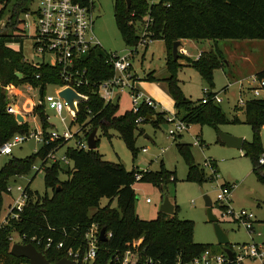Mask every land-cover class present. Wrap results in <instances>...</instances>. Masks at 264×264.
<instances>
[{
  "label": "trees",
  "instance_id": "obj_1",
  "mask_svg": "<svg viewBox=\"0 0 264 264\" xmlns=\"http://www.w3.org/2000/svg\"><path fill=\"white\" fill-rule=\"evenodd\" d=\"M129 1L127 8L126 0H112L116 29L123 43L130 49L137 44L138 33L147 21L152 40L164 41L168 71L165 86L173 101L175 118L189 127L195 125L200 128L204 125L217 128L219 125L237 123L236 119L227 120L219 106L210 100L215 95L211 91L208 93L207 104H201V100L191 101L186 98L177 78L182 67H189L212 86V71L221 67L224 59L222 52L214 45L213 50L202 52L196 60H191L177 51L178 58L174 60L172 46L174 42L182 40L264 41V0H157L156 3H148L147 0ZM34 2L35 0H0V21L9 17L4 27L6 34L0 32V146L15 134H25L29 129L27 123L20 125L13 115L7 113L6 107L10 103L7 88L29 84L33 88H39L40 101H43L47 85H63L56 68L46 65L35 67L26 62L21 53L8 47L10 42H21V18L31 11ZM143 17L145 21L142 20ZM136 23L140 26L136 27ZM106 58L107 54L103 49H94L83 58L80 70L86 72V83L76 88V91L87 100L78 105V113L70 126L80 128L86 136L96 129L110 138L109 131H114L133 153L134 137L140 132V127L134 123L136 118L144 119L142 125L151 122L152 126L163 127L164 114L141 104L137 114L127 111L117 115L118 103L116 107L111 103H104L96 94V86L113 76V68L105 62ZM181 59L184 64H180ZM255 76L263 78L264 71ZM140 81H154L153 72L143 75ZM69 104L74 110V101L70 99ZM43 109L44 105L37 106L33 114L47 136L50 127ZM241 109L244 123L252 132V141L244 142L241 150L251 159L252 172L264 183V164L258 163L264 155L259 140L260 128L264 126V98L249 95ZM152 116H155V120L149 121L153 119ZM218 140L221 142L220 138ZM59 142L61 141L41 146L34 156L41 160ZM97 144L96 138V148ZM177 146L187 162V181L198 184L211 181L213 177L208 179L204 171L192 163L191 156L186 151L187 145L180 143ZM66 155L73 162L71 170L58 164L43 170L44 185L47 190H51V195L40 196L29 187L24 188L27 202L19 220L11 222L10 226L0 225V264H29L26 259L10 255L12 244L9 238L12 234L22 239L21 244H28L32 237L42 240L52 238L55 242L63 241L65 249H83L84 236L91 226H95L98 231L104 229L106 236L109 235L104 242L98 241L97 257L91 264H122L125 252L136 256V260L130 264H149V260L153 264H176L189 262L211 248L210 245L194 242L192 223L176 217L177 207L174 204L173 215L159 212L153 220H140L134 209V171H127L121 163L105 161L96 150L68 149ZM32 162L33 157L25 160L11 159L0 168V216L3 196L10 179L27 173ZM60 174L66 175V180L61 181ZM139 175L138 182H149L159 187L170 181L175 182V178L163 168L158 173L142 172ZM102 198L109 201L104 207L99 205ZM113 200H116L114 206L110 204ZM215 205L219 211L225 208L217 202ZM90 209H95V212L89 213ZM32 245L50 263L65 257L64 250L51 247L44 251L41 247ZM228 248L231 249V246Z\"/></svg>",
  "mask_w": 264,
  "mask_h": 264
},
{
  "label": "rangeland",
  "instance_id": "obj_2",
  "mask_svg": "<svg viewBox=\"0 0 264 264\" xmlns=\"http://www.w3.org/2000/svg\"><path fill=\"white\" fill-rule=\"evenodd\" d=\"M93 1L99 5V9L94 12L93 34L103 51L106 54L112 53L117 56L129 54L131 49L121 40L114 23L112 0ZM147 1L148 3L157 2V0ZM143 19L146 20L145 17ZM27 21L30 23L32 19ZM135 26L138 27L140 24L136 23ZM32 35V32L26 30L22 35L21 42H10L8 47L14 52L21 53L25 61L37 63L41 61V58L33 52ZM214 45L222 52L224 59L221 67L212 71V86H209L194 69L182 67L177 73L179 87L182 94L191 101L201 100L204 97V90L218 93L223 100L218 105L220 110L227 120L236 119L237 123L223 124L217 126V128L207 125L200 128L194 125L189 127L187 132L181 134L180 137H176L175 140H172L161 125L155 127L151 125V122L145 123L140 126V132L134 137L133 153L127 149L123 140L114 131H109L110 138L98 131L96 134L98 139L96 151L105 161L121 163L127 171H134V176H139L142 172L158 173L161 168L171 174L175 178V182L170 181L160 187L149 182H138L134 179L135 183L132 186L135 193L134 209L138 218L144 221L155 219L160 211L162 201L167 198L169 202L177 207L176 217L192 223L194 242L205 246L210 245V249L220 253L223 248L217 245L213 226L207 221L202 193L211 200L212 212L218 218L220 228L227 235L232 250L236 251L238 246L251 242L249 234L238 222H233L226 216L224 218L220 217L222 212L219 211L215 203L217 195L220 193V186L224 183L233 186L232 190L229 189V207L233 212L245 210L253 213L255 216L253 241L258 244L264 243V183L259 181L252 172V161L244 155L243 150L230 148L218 140L219 135L224 134L240 138L246 143L252 141L251 129L244 123L242 107L238 106V101L240 99L246 100L249 97L247 89L255 86L251 83L255 72L264 69V41L220 40L212 42L209 40H184L177 51L182 56L187 51L189 59L196 60L200 53L213 50ZM137 51L138 54L134 55L133 58L135 73L137 76L142 77L148 72H153L154 81H140L135 85L141 93L150 97L155 103H160L159 106L157 104L155 112L164 114L163 118L166 124V119L171 114L161 110H169L173 106L170 108L171 98L167 94L165 86V79L168 77L165 43L162 40H156L146 49L139 47ZM45 60L49 62V57H45ZM179 62L184 64L182 59ZM152 91H158L159 94L161 92L163 98L150 93ZM61 92L62 90H59L57 86L47 85L45 87L43 101L40 105H44L43 114L50 127L47 130L48 134L51 132L62 134L66 128L70 127L72 121L65 108L61 116H58L49 108V104L53 100H64L60 96ZM119 96L116 114L122 115L127 111H131L132 100L128 90L123 91ZM262 97H264V92ZM10 101L16 114L18 113L23 117V123L21 124L27 123L29 125V129L25 134L34 132L36 129L43 132L38 118L34 117L33 114L34 109L40 106L38 105L40 96L37 90L34 89L32 92H28L25 87H19L18 92ZM152 117L153 119L149 121L155 120V116ZM61 118L64 119V123L61 122ZM76 130V126L70 127L72 133ZM197 138L200 140V145L194 146ZM259 140L264 150V126L260 128ZM180 143L187 145L186 151L191 156L192 163L199 170L204 171L205 177L212 178L211 172L215 171L211 181L206 180L200 184L187 181L188 166L178 149L177 145ZM72 145L73 142H69L68 146ZM40 148V143L28 139L13 148L10 156L0 157V168L11 159L25 160L33 157V162L27 173L10 179L8 186L11 188V194L3 196L1 218L5 216L12 200L19 196L16 190L17 187L22 189L29 187L32 192H36L40 196L44 194L51 195V190H47L44 185L43 169L38 172L31 169L32 166L39 167L41 163L39 158L34 156ZM65 149L66 147L61 148L58 152L59 155L63 154ZM206 161L213 165L214 170L204 166ZM59 179L61 181L66 180V175L60 174ZM146 199H149L150 203H146ZM108 203L109 201L105 198L99 201L100 207H104ZM110 204L114 206L116 200H113ZM94 212L95 209L89 211L91 214ZM94 227H89L87 232L96 228ZM258 234L259 236H257ZM13 238L14 243L12 244L21 243L18 241L16 234H13ZM243 264L257 263L246 261Z\"/></svg>",
  "mask_w": 264,
  "mask_h": 264
},
{
  "label": "built area",
  "instance_id": "obj_3",
  "mask_svg": "<svg viewBox=\"0 0 264 264\" xmlns=\"http://www.w3.org/2000/svg\"><path fill=\"white\" fill-rule=\"evenodd\" d=\"M96 9V3L93 0H35L34 5L30 12L24 14L21 18V28L24 31L29 30L32 32L33 45L32 49L34 54L41 58V61L29 64L38 67L40 65H46L51 68H56L61 81L62 86H57L59 90L70 89L75 92L82 100L74 101V110L69 107L65 100H53L49 104V108L54 111L58 116H61L64 108L67 110L72 121L78 113V105L85 102L87 98L76 91L86 83L84 79L86 72L80 70L82 60L84 57L94 49H102L98 40L93 34L94 26V12ZM32 19L29 23L27 20ZM148 22V21H147ZM140 29L137 44L131 48L129 54L124 56H117L115 54H107L105 62L112 66L113 76L99 83L96 86V94L104 103H111L115 96H119L125 90L130 92L132 100V114H137L141 104L148 108L155 110L156 103L150 97L141 93L136 83L140 82L139 76L133 69L134 55L138 54V48H147L152 42L150 33L148 32V23ZM45 57H49V62H46ZM27 62V61H26ZM38 78V77H36ZM251 83L255 86L249 90V95L253 98H264L262 93L264 92V77L254 78ZM28 92H32L34 89L38 91L39 88H33L29 84L22 85ZM20 86V87H22ZM19 87H9L10 100L18 92ZM208 90H204V97L201 99V104H207ZM210 98V100L219 105L223 100L219 97L218 93ZM120 97V96H119ZM119 100V99H118ZM248 100L240 99L238 101L239 107H244L245 102ZM42 101L38 103L41 104ZM8 114L15 117V108L11 101L6 107ZM75 111V112H74ZM74 112V113H73ZM71 121V122H72ZM144 119L137 117L134 121L137 127H140ZM165 132L174 140L176 137H180L181 134L187 132L189 126L180 120L176 119L174 114H171L166 119ZM61 122L64 123V119L61 118ZM19 124V123H18ZM71 127V126H70ZM70 127L66 128L62 134L55 132L44 135L39 129L28 134H15L2 146H0V157L10 156L12 149L21 145L28 139H33L40 143L41 146H47L51 142L61 141L57 147L50 150L41 160L39 167L32 166V170L38 172L40 169H45L50 165L58 164L65 169L71 170L73 168V162L67 157L66 151L68 149L76 151H89L86 143V136L80 128H77L75 132L70 131ZM69 142H73L72 146H68ZM200 145V140L195 139L194 146ZM66 147L65 152L59 155V150ZM260 165L264 164V155L258 160ZM205 167H209L212 170V164L205 162ZM215 171L211 172V176H214ZM140 175L135 176L136 180H139ZM233 186L224 184L220 186V193L217 195L216 202L220 206H224V210L220 214L221 218L224 216L229 217L233 222H238L241 227L249 234L251 238L250 243L242 244L237 247L236 251H232L233 261H228L227 255L224 251L215 252L212 249H206L199 256L193 258L189 262H177L176 264H243L246 261H253L257 264H264V243L258 244L253 241L254 232V218L255 216L251 212L240 210L233 212L229 207L230 194L229 189L232 190ZM19 196L12 200L10 206L7 208L6 214L3 218L0 216L1 226H10L11 222H17L20 214L23 212V208L27 202V195L24 189L21 187L16 188ZM11 194V188L7 186L5 195ZM146 203H150L149 199H146ZM94 227V226H93ZM95 228V227H94ZM99 231L97 228L90 229L86 232L85 247L83 249L71 247H64L63 241L55 242L52 238L46 240L32 237L28 244H35L41 247L44 251L54 247L56 250H64L66 259L75 262L76 264H91L97 257V243H98ZM259 236V234L257 235ZM18 237V236H17ZM106 237H109L107 235ZM13 234L9 238V242L14 243ZM18 241L22 242V239L18 237ZM21 244V243H20ZM13 245V244H12ZM136 260L135 254L131 252H125L122 257V264H130ZM149 264H153L152 261H148Z\"/></svg>",
  "mask_w": 264,
  "mask_h": 264
},
{
  "label": "water",
  "instance_id": "obj_4",
  "mask_svg": "<svg viewBox=\"0 0 264 264\" xmlns=\"http://www.w3.org/2000/svg\"><path fill=\"white\" fill-rule=\"evenodd\" d=\"M129 0H126L127 8H129ZM96 8H99V5L96 4ZM9 20V17L6 16L4 19L0 21V32H2L3 35L6 34L4 31L5 23ZM181 46L180 41L174 42L172 46V56L174 60H177L178 55H177V49ZM60 96L67 102V104L70 107L69 101L70 99L73 101H80L82 100L75 92H73L70 89L63 90L60 93ZM75 98V99H74ZM119 96H115L114 99L112 100L111 104L113 107L117 106ZM152 119V118H151ZM15 120L17 123L21 124L23 123L22 117L17 114L15 115ZM162 129L165 131L166 126H163ZM96 134L97 130L94 129L90 134L88 135L86 139V143L88 146L89 151H94L96 150ZM147 137V136H145ZM219 138L221 142L230 147L234 148L237 150H241L243 146V140L240 138H235L231 137L228 135L220 134ZM202 198L204 202V207H205V214L207 221L212 224L214 234L216 236L217 240V245L223 247V251L227 255L228 261L232 263L233 261V256H232V251L231 249L228 248L230 245V242L227 238V235L222 231L219 225V220L218 218L213 214L212 212V202L211 200L202 193ZM160 213L166 214V215H173L174 214V206L167 198H165L160 206ZM106 240V232L104 229H101L99 231V236H98V241L99 242H104ZM10 255L14 258H23L28 261L29 264H76L73 261H70L66 258H62L58 262L55 263H50L45 259V257L38 252L35 247L31 244H13L10 248Z\"/></svg>",
  "mask_w": 264,
  "mask_h": 264
},
{
  "label": "crops",
  "instance_id": "obj_5",
  "mask_svg": "<svg viewBox=\"0 0 264 264\" xmlns=\"http://www.w3.org/2000/svg\"><path fill=\"white\" fill-rule=\"evenodd\" d=\"M182 41H184V40H182ZM182 41H180V43H182ZM186 51V50H185ZM201 54V53H200ZM185 57H188V58H190L189 57V55L187 54V51L185 52V55H184ZM262 71H264V69H261V70H259V71H256L255 72V75L257 74V73H259V72H262ZM254 75V76H255ZM147 91H150V90H147ZM150 93H152V94H155V96H160L161 98H163V94L160 92V94H159V92L158 91H152V92H150ZM159 100H160V98H159ZM158 100V101H159ZM163 100V99H162ZM157 102V101H156ZM162 102V101H161ZM170 102H171V105H170V108L173 106V101H172V99H170ZM158 104V106L160 105V103L159 102H157L156 103V105ZM173 108V107H172ZM169 109V110H161V111H164V112H166V113H168V114H174V109ZM160 111V112H161ZM170 112V113H169ZM191 127V126H190ZM244 142V141H243Z\"/></svg>",
  "mask_w": 264,
  "mask_h": 264
}]
</instances>
